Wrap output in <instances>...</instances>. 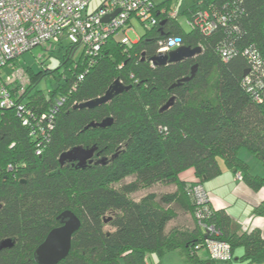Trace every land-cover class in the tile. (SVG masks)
Here are the masks:
<instances>
[{"label":"trees","instance_id":"1","mask_svg":"<svg viewBox=\"0 0 264 264\" xmlns=\"http://www.w3.org/2000/svg\"><path fill=\"white\" fill-rule=\"evenodd\" d=\"M171 4L153 0L156 24L142 25L144 34L130 46L113 34L93 57L73 62L76 47L62 40L55 45L65 49L57 69L22 68L28 82L17 101L21 115L0 110V242H13L0 250V264H37L35 249L65 210L80 227L58 264H147L149 255L171 251L184 264H227L239 247L238 260L264 262V227L230 232L229 216L213 208L203 188L222 167L240 173L253 191L264 187V177L250 176L238 157L245 149L264 168V0H189L182 10ZM170 10L176 18L167 17ZM204 22L211 31L203 32ZM169 37L201 53L152 65L158 42ZM194 65V76L174 86ZM61 69L55 88L36 89ZM116 79L130 89L106 104L75 108L101 97ZM107 119L104 128L92 126ZM77 146L96 147L84 168L60 165V155ZM186 170L193 180L180 178ZM197 185L205 202L193 194ZM157 187L168 190L157 194ZM254 212L264 219V204ZM210 240L228 244L231 258L211 261Z\"/></svg>","mask_w":264,"mask_h":264},{"label":"built area","instance_id":"2","mask_svg":"<svg viewBox=\"0 0 264 264\" xmlns=\"http://www.w3.org/2000/svg\"><path fill=\"white\" fill-rule=\"evenodd\" d=\"M89 2L0 0V110L15 108L18 116L22 113L17 101L28 79L21 67H13V62L25 52L38 47L51 51L65 40L76 47L81 57L91 58L113 34H120L121 43L130 46L128 33L134 29L132 20L136 19L143 28L156 24L153 0H104L91 14L87 11ZM117 10L113 18L103 22ZM167 14L169 18L177 17L174 10ZM203 16L207 18L206 13ZM200 27L209 32L213 24L204 22ZM180 45L177 37L166 38L158 42L157 53H167ZM15 87L19 89L14 90ZM235 177L241 180L240 173ZM192 191L200 203L206 201L202 187L194 186ZM206 250L211 261L226 262L231 258L230 247L224 242L207 241Z\"/></svg>","mask_w":264,"mask_h":264},{"label":"water","instance_id":"3","mask_svg":"<svg viewBox=\"0 0 264 264\" xmlns=\"http://www.w3.org/2000/svg\"><path fill=\"white\" fill-rule=\"evenodd\" d=\"M118 13V10L111 15L105 17L103 22H107L110 18H113ZM201 53L199 47L190 48L186 46H179L167 53H157L151 58V63L154 66H165L172 63H178L187 59H192ZM196 65L191 68L190 76L181 79L174 86H179L183 82L189 81L195 73ZM130 86L123 85L118 79H116L112 85L108 87L106 92L96 99L78 104L75 108H94L96 106L108 103L115 95L121 94L124 91H128ZM171 100L169 101V103ZM169 103H167L163 109H165ZM111 120L107 119L100 124L94 125L104 128L110 125ZM96 147L83 148L81 146L74 147L64 153L59 157L60 165L64 163L76 164L77 168H84L86 163L90 161L93 157ZM56 220L59 222V226L53 228L49 231L44 241L35 249L34 260L37 264H58L64 260L71 248V238L72 235L79 229L80 221L79 219L68 210L60 213ZM13 242L10 239H6L0 242V250L11 248Z\"/></svg>","mask_w":264,"mask_h":264},{"label":"crops","instance_id":"4","mask_svg":"<svg viewBox=\"0 0 264 264\" xmlns=\"http://www.w3.org/2000/svg\"><path fill=\"white\" fill-rule=\"evenodd\" d=\"M238 157L248 166V174L250 176L264 177V168L252 154L239 150ZM252 164L253 166H251ZM180 178L191 181L194 176L191 170H186L180 174ZM203 188L208 193L213 208L222 209L229 216L230 232L241 235L254 229H263L264 219L254 212V208L261 203L264 204V187L258 191H253L242 180L237 179L233 172L222 167V173L218 177L205 182ZM170 253L178 254L171 251L164 254L160 259L146 258V262L147 264H155L157 262L170 264L167 257V254ZM242 253V248H235L233 250V259L227 264H264V262L248 263L238 260ZM179 258L182 262L180 256Z\"/></svg>","mask_w":264,"mask_h":264},{"label":"rangeland","instance_id":"5","mask_svg":"<svg viewBox=\"0 0 264 264\" xmlns=\"http://www.w3.org/2000/svg\"><path fill=\"white\" fill-rule=\"evenodd\" d=\"M104 0H90L87 11L88 13H93L95 12L99 6L102 4ZM163 0H154V3H159ZM179 5L178 10H182L183 8H185L188 4H189V0H172V7H175ZM179 21L181 23V25L186 29L185 23H184V19L183 18H179ZM131 24L133 26V30L128 33V37L130 39V41L132 43L138 41V39L144 34V29L142 28V25L139 22H136V20H132ZM121 37L120 35L117 36V38ZM53 52L54 55H50L49 52H45L43 49L41 48H34L31 51L25 52L24 54H22L18 60H17V66L27 70H31L33 73H37L41 70H55L59 67V63L61 58L63 57V53L65 51V49L63 48H57V47H53ZM79 51L76 50L73 56V62H76L77 58L79 57ZM58 72V73H57ZM55 74H51V75H47L45 77H42L39 82L36 85V89H39L43 92H48L49 90L53 89L56 87V82H57V75L59 73L62 72V69L59 71H57ZM244 151H247L245 149H241ZM249 153V152H248ZM254 157V156H253ZM256 161V160H255ZM257 162V161H256ZM258 163V162H257ZM259 164V163H258ZM253 166V164L251 165ZM168 189L166 188H154L152 191H154L155 193H162L167 191ZM150 191V190H148ZM147 191H142L139 192L135 195H133V198L137 199L139 197H141L143 194H145ZM105 229H109L108 227H106ZM168 260L170 262V264H184L181 262L178 254L176 253H170L167 254ZM149 259H156L157 256L155 254H151L148 257Z\"/></svg>","mask_w":264,"mask_h":264},{"label":"clouds","instance_id":"6","mask_svg":"<svg viewBox=\"0 0 264 264\" xmlns=\"http://www.w3.org/2000/svg\"><path fill=\"white\" fill-rule=\"evenodd\" d=\"M180 46H182V45H180ZM177 48V47H176ZM175 49V48H174ZM173 50V49H172Z\"/></svg>","mask_w":264,"mask_h":264}]
</instances>
